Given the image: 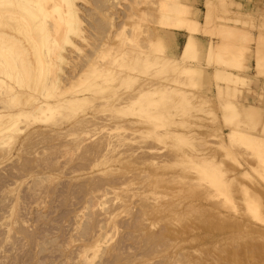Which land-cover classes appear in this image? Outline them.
I'll return each mask as SVG.
<instances>
[{
	"label": "rangeland",
	"instance_id": "obj_1",
	"mask_svg": "<svg viewBox=\"0 0 264 264\" xmlns=\"http://www.w3.org/2000/svg\"><path fill=\"white\" fill-rule=\"evenodd\" d=\"M178 2L188 7L184 18L192 27L186 28L196 24V34L229 46L223 57L207 56V66L238 69L244 77L254 41L256 74L264 77V20L240 1L76 0L85 40L74 41L78 50L67 47L71 64L63 69L77 82L84 55L96 64L113 61V67L105 63L109 73L126 65L117 82L124 101L82 104L7 131L15 141L0 144V264H264V123L239 112L249 82L215 78L224 83L216 97L198 82L180 84L172 63L181 44L161 25L169 9L163 3ZM256 25L253 40L248 31ZM134 53L150 54V63L131 66ZM192 58L187 64L198 66L199 54ZM115 59L121 63L114 67ZM109 75L105 85L113 87ZM170 84L172 91H161ZM149 86L159 91L130 102ZM104 93L111 97L114 90ZM83 115L88 122L75 125ZM230 130L246 136L229 138ZM84 249L87 262L79 255Z\"/></svg>",
	"mask_w": 264,
	"mask_h": 264
},
{
	"label": "bare ground",
	"instance_id": "obj_2",
	"mask_svg": "<svg viewBox=\"0 0 264 264\" xmlns=\"http://www.w3.org/2000/svg\"><path fill=\"white\" fill-rule=\"evenodd\" d=\"M53 1L51 3H48L46 0H0V144L2 143L4 144V142H7L8 140L10 141L12 137H13V140L15 141L14 136L11 137L10 134H7L9 133L7 131H10L13 128V126L15 128L16 123L17 124L18 123L20 124V122L21 123L23 122L33 123V121H38L37 119L41 121L40 119L42 118L48 120L49 118L47 117H49L53 113L54 115H56L55 113H57L58 115H64L65 112H67L68 110L75 111L76 108L78 110V108L82 104H86V103L92 106V108L94 106L96 108V106L101 107L105 105L117 107L123 104V102H121V101H124L122 100L123 99L122 96L117 93L119 90H121L119 89V84L117 83L119 82V74H121V70L125 68L126 66V65L121 66V64H119V62L121 63V61L118 62L117 59H115L116 61H114L115 63L114 67L117 62L119 64V67L120 68L122 67V69L118 68L120 69L119 71L118 69H116L117 68L116 67L115 71L111 70V72L109 73L110 70L106 67L105 63L108 64L107 62H110V61L105 60L107 62L103 63L104 61L103 62L101 61L102 63L97 62L99 64H96V63H92V61L89 60L90 58V57L88 58L89 55H84V63H83L84 66L83 68H80L79 73L76 72L77 82H76V79L73 80L74 77H71L69 76V74L65 73L63 69V65L71 64V61L68 60V57H67V54H68L67 47H74V49H77V47H79V46L76 47V44H74V41L79 40V39L80 40L84 39L83 32H82V30L84 29H81L82 25L80 24L81 23L79 20L80 18H78L77 16L79 13L77 12V8L75 6L76 0H63V2H60V0H58L60 3L56 1L53 2ZM164 3L163 5L164 6L167 5V7L166 6L165 7L169 9L165 8L166 12L163 10V12L165 13L161 11L163 13L161 14V21H162L161 25L169 29H173V32L169 31L171 35L172 34L175 35V31H177L178 29H182V28H185V30L190 29L189 27L186 28L187 24L188 26L192 27L191 26L192 24H190L188 20L184 18L185 15L188 14L186 11V9L188 8L187 6H186L187 8L184 7V4L180 2L176 4L170 3L169 5H172V7L168 6V3L167 4H164ZM194 25H195L194 26L195 28L193 27L194 30L192 28L189 30L191 32L187 35L186 41L184 44H182V47L179 51V55H178L179 61L178 60L173 61L172 63L173 64L172 70L176 72L178 74L177 76L179 78L181 77L182 80L180 81V79L176 77L174 78L172 82L173 83L178 82L179 80L181 82L180 84H182V82L184 83V81H187L189 82L188 83L189 85L191 84L192 86L196 87V84L198 82L197 79L201 72L198 70L196 66L187 64V61H189L188 59H191L192 57H194V55L197 58V54H198V49H197L198 42H197V38L195 37V34H196L195 30L197 26L196 24ZM158 39L162 40L163 38L159 37ZM163 41L164 40H162V42ZM207 44L209 45V48H207L208 51H206V54H208V58H209V56L211 57V55H213L214 47L216 46V44L214 47L211 43L210 44L207 43ZM232 46L236 47L235 45H232ZM218 47L219 48L217 49L219 51L216 52L215 54L216 55L221 54L220 56L223 57L225 52H228L227 48L229 46L228 44H226L225 46L221 45ZM233 47L231 48L233 49ZM112 54H115V53L112 52L111 55ZM135 54L136 53L133 54L134 58L131 57V59H133V63H131V66L133 64L135 65V62H138V61L139 63L142 62V64L146 62L144 63L146 65L147 63H150V60H149L150 54L146 53V55L143 58L138 57V54L137 56H135ZM119 55H117L118 58L120 57ZM95 57L94 59L93 58L92 59L95 60ZM100 57L98 58L99 60H104V59H100ZM103 57L105 56L103 55ZM114 57H116V55ZM114 57H110L111 60H114L112 59ZM261 58L262 56H260L258 61H260ZM167 60L165 59L166 61L165 63L172 62V60L171 61L168 60V62ZM262 61L264 62V59L260 61V63L263 64ZM110 63L112 66L113 61ZM232 63L236 64L234 63L233 60H232ZM162 64L164 65V63ZM128 65H127V68L131 69V66L129 67ZM136 67L138 68L137 63H136ZM234 68H237V67L234 66ZM131 70H134V68ZM43 71H45L44 75L43 76L41 75L43 78L40 76L41 77L40 79L38 74L40 75V73L41 72L43 73ZM105 72L107 73V75L108 74L111 75L112 79L111 81H109V83L113 82L112 85L115 83L113 87L110 86L111 84L105 85V83L108 82L109 80V79L107 80L106 78L107 76ZM45 74H46V77H44ZM212 75L216 79L220 78V79H223L224 81L226 80V82H230L231 84L234 83V85L236 84H239V85L246 84L247 85V83L249 82L245 77L235 74V72L232 73L225 69H217L214 73H212ZM39 79L40 81L44 79V83H41L40 81H38ZM120 80H122L121 77H120ZM36 81L38 82L36 83ZM131 81L133 80L131 79ZM152 87L153 86H149L145 90H144L145 88L144 87L143 89H141L142 91H137V93L135 94L133 93L134 96H131L132 99L131 101L130 100L129 101L131 103L133 102L136 103L138 99H140L139 97L142 98L143 95H145V97L146 96L150 97L152 94H155L156 91H159V90L154 91L153 90L154 88ZM235 87H234V90H235ZM172 88L173 87L171 84L170 86L165 85L163 88L161 87L162 89L161 91L162 92L167 91L166 93L168 94L169 93L168 90L169 89L171 90ZM218 88L221 89L223 87L218 86ZM107 89L108 90L113 89L114 95H112L111 97L105 96L104 91ZM181 93L183 94V92ZM162 98L163 100L166 98H167L166 100L170 99L169 101L173 102V100L170 97L168 98V95L166 94ZM184 100H185L184 102H186L187 99H184ZM153 102L155 101L153 100ZM157 102L158 100H156L155 103ZM174 102L176 101L174 100ZM126 103H129V102H126ZM231 105L230 106L233 108L231 107L230 108L233 109L234 111V109H236L237 106L234 105V103H232ZM234 112H237V111H234ZM239 112L241 115H243V117H246V118H253V117H256L257 115L256 111L252 107H248L246 109V107L244 106V108H241V111ZM236 114L237 116L239 115V113H236ZM156 115L157 114H155L156 120H159L162 118L160 113H159V116H156ZM88 117L89 116L83 115V117L79 119L77 118L74 124L81 126L84 122L85 123L88 122ZM23 125H25L26 127L29 126L26 124H23ZM17 131H19V129ZM234 135L235 136L236 135L246 136V133L244 134L243 132L236 131V130H230L228 132L229 138H231ZM244 139L245 138L243 137V140ZM86 250L88 251V249ZM86 250L85 252L82 251L81 254L79 253L80 258H84L85 262L88 261L87 256L89 255V254L87 255Z\"/></svg>",
	"mask_w": 264,
	"mask_h": 264
},
{
	"label": "crops",
	"instance_id": "obj_3",
	"mask_svg": "<svg viewBox=\"0 0 264 264\" xmlns=\"http://www.w3.org/2000/svg\"><path fill=\"white\" fill-rule=\"evenodd\" d=\"M234 1L236 2L240 1L239 3L245 4L247 13L256 17L258 22H259L258 18L260 16L262 20H264V0H234ZM258 33H259L258 26L256 25L255 29L248 31V34L250 35L249 38L255 40L257 38ZM261 34H264V24L262 25V28H261ZM175 35L177 36L178 45L181 44V47H182V44H184L186 41L188 33L186 31H175ZM195 37L197 38V42H198L197 43L198 54H199V57L201 58V59L199 58L200 62L198 66H196L198 70L201 72L197 79L198 83L201 86L202 90L205 91L207 96L216 97L217 96V85L224 87V83L219 82V84H217L213 76L214 74L212 75V73H214L217 69H222V68L217 66L214 62L212 65L207 66L205 61L207 60V56H208V54H206V51H208L207 48H209V45L207 43L209 44L211 43L213 47L216 44V46L214 47V52H213V58H215L217 57V55L215 54L216 53L215 48H217V46L219 45L220 39L216 36L210 37L208 35H203L200 33L195 34ZM255 48L256 47H255L254 41L249 43V50L251 53L250 55L248 54V56L246 57L249 60V62L247 63L248 69L247 71H243V73H241L249 81L250 91H244L242 94V98H239L238 103L240 105H244L246 109L248 107H252L257 113L256 117H261V120H262L261 122L264 123V77L256 74ZM237 70L238 69H227V71H234L235 73H237L236 72Z\"/></svg>",
	"mask_w": 264,
	"mask_h": 264
}]
</instances>
